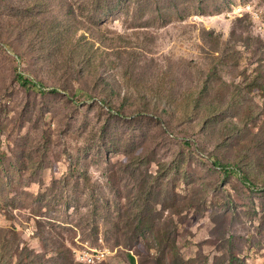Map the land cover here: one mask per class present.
Returning <instances> with one entry per match:
<instances>
[{"label": "rangeland", "instance_id": "374dc122", "mask_svg": "<svg viewBox=\"0 0 264 264\" xmlns=\"http://www.w3.org/2000/svg\"><path fill=\"white\" fill-rule=\"evenodd\" d=\"M0 264H264V0H0Z\"/></svg>", "mask_w": 264, "mask_h": 264}, {"label": "trees", "instance_id": "16d2710c", "mask_svg": "<svg viewBox=\"0 0 264 264\" xmlns=\"http://www.w3.org/2000/svg\"><path fill=\"white\" fill-rule=\"evenodd\" d=\"M61 35H62V32H57L56 33V38H60L61 37ZM87 38V36H85V35H83V39H86ZM78 41H80L79 39H77ZM77 46V47H76ZM76 48H81V46L80 45H72V47L70 46L69 47V52H67L64 56H65V58H67L68 57V61H69V63L71 64V65H74V59H72L73 58V54L75 53V49ZM95 58H96V60H97V65H102V63L100 64V61H99V59H98V56H95ZM79 59H80V62H81V64L82 63H84V62H90L92 59L91 58H88V57H86L84 54H80L79 55ZM77 66V65H76ZM77 69V67L76 68H74V70H76ZM17 79H18V81H19V83H20V85L22 86V87H24V88H30V87H32V86H36V84L33 82V81H31L27 76H25V74L24 73H19L18 75H17ZM106 86V84L104 83V85H103V87L102 88H104ZM101 94H104L103 92L101 93Z\"/></svg>", "mask_w": 264, "mask_h": 264}, {"label": "built area", "instance_id": "2783aa9c", "mask_svg": "<svg viewBox=\"0 0 264 264\" xmlns=\"http://www.w3.org/2000/svg\"><path fill=\"white\" fill-rule=\"evenodd\" d=\"M92 262H94V261H92Z\"/></svg>", "mask_w": 264, "mask_h": 264}]
</instances>
